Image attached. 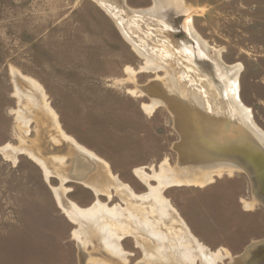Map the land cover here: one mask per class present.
Listing matches in <instances>:
<instances>
[{
	"label": "rangeland",
	"instance_id": "374dc122",
	"mask_svg": "<svg viewBox=\"0 0 264 264\" xmlns=\"http://www.w3.org/2000/svg\"><path fill=\"white\" fill-rule=\"evenodd\" d=\"M125 1L132 8L149 10L134 16L121 14L128 25L142 19L162 22L159 14L151 12L154 0ZM182 2L186 10L176 14L174 39L187 40L186 23L211 51L220 50L224 62L243 65L237 82L239 96L264 130V0ZM138 38L148 56L136 50L97 0H0V264H83L75 234L78 222L60 205L55 187H61L68 204L81 208L92 206L97 198L108 208L117 204L127 208L132 202L150 205L136 199L129 204L114 187L109 196L84 181L68 179L73 156L68 151L73 147L66 140L51 139L54 127L37 108L36 99L55 112L62 130L80 147L102 160L104 170L136 193L150 190L145 174L150 185L157 186L163 166L180 163L176 145L181 133L174 115L162 104L145 111L143 103L151 99L140 91L152 80L165 82L167 68L161 64L171 63ZM191 43L197 55L196 43ZM196 58L202 68L212 70L209 60ZM12 70L32 82L20 84L30 98L16 95ZM20 108L29 111L30 120L19 118ZM39 138L46 142L40 143L42 149L37 152L52 161L49 175L22 148L37 145ZM8 144L18 148L2 149ZM55 156L66 158L61 162ZM89 159L97 171L98 159ZM212 166V178L205 183L164 187L162 193L174 208L176 223L166 219L159 226L177 237L182 221L213 251L241 255L248 245L264 239V204L258 201L246 207L245 202L257 196L245 171L218 172ZM56 167L63 172L56 173ZM80 237L89 264H108L105 258L110 254L102 245L83 234ZM110 237L125 250V264L142 262V249L122 226L111 225ZM229 258L219 264L228 263Z\"/></svg>",
	"mask_w": 264,
	"mask_h": 264
},
{
	"label": "bare ground",
	"instance_id": "6f19581e",
	"mask_svg": "<svg viewBox=\"0 0 264 264\" xmlns=\"http://www.w3.org/2000/svg\"><path fill=\"white\" fill-rule=\"evenodd\" d=\"M97 1L116 19L123 34L136 50L148 56L138 42L140 36L147 41L146 46L160 59L168 58L167 62L171 63V65L160 63L167 68L165 82L155 79L139 87L141 95L146 94L151 99L150 103H143L142 107L145 111L152 112L162 104L166 105L174 115L181 133V140L176 145L180 154V163L174 167L164 165L162 172L158 175L157 186L152 187L147 180L149 176L145 174L144 181L150 186V190L136 193L129 184L110 175V170H104L103 168L107 167L102 160L80 147L62 130L55 112L36 99L37 108L49 116L54 127L55 131L51 133V139L55 143L66 140L71 144L69 148L73 147L72 151H68V154L73 155L72 164L67 171L68 179L84 181L96 192L108 193L109 196L111 195L110 187H114L120 196L127 198L129 204L131 199L140 200L138 203L150 202V205L146 203L149 207L132 202L127 208L118 204L108 208L97 198L92 206L81 208L71 202L68 204L64 200V191L61 187H55L60 205L78 222L75 234L78 238L81 261L83 264H89L85 258L87 256L85 241L80 237L83 234L87 239L102 245L103 250L110 254V257L105 258L108 264L126 263L122 245L113 243L110 237V227L116 223L129 235L134 236L136 246L142 249L144 258L138 264L150 262L151 264H219L226 256L230 257L226 264H264V239L248 245L243 254L231 256L229 252L226 254L215 252L203 244L190 233L182 221L181 227H178L180 233L177 237L159 226V223L166 219L176 223L173 218L174 208L162 193L164 187L183 183H205L212 178V165L217 167L218 172L223 169L233 171L235 168L245 171L252 180L257 196L252 201H246V207H252L258 201L264 204V130L255 122L250 108L239 96L237 82L243 65L224 62L220 50L211 51L210 46L199 33L186 23L187 40L179 43L174 39L176 14L186 10L182 0H154L151 12L159 14L162 22L142 19L141 22L132 25H128L121 14L134 16L149 10L132 8L125 0ZM115 2L124 10L120 11L116 8ZM149 35L152 37L149 38ZM191 40L196 43V48L199 50L197 55L201 61H210L211 71L202 68L201 63H197L195 46H192ZM12 74L16 95L20 99L24 96L30 98L20 88L21 83H32L30 79L28 80L15 70H12ZM33 86L36 88V85L33 84ZM39 91H41L40 88ZM18 112L21 120L31 119L26 108H20ZM43 141L39 138L37 142H34L38 143L37 145L32 147L23 145L22 148L28 151L49 175L53 172L52 161L45 159L37 152L42 145L40 143L46 142ZM9 148L15 150L18 147H12L10 144L2 147V149ZM76 148L86 156L80 154ZM91 157L98 159V163L101 164L97 171H95L94 161L89 159ZM55 158H57L56 161L62 162L66 156H55ZM56 168V173L63 172L62 167ZM65 177L66 175L62 176V180ZM164 225L166 226V223Z\"/></svg>",
	"mask_w": 264,
	"mask_h": 264
}]
</instances>
